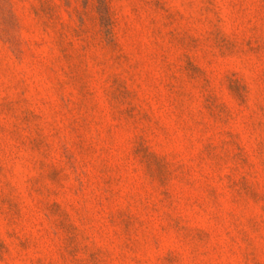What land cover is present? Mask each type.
<instances>
[{"label":"rangeland","instance_id":"obj_1","mask_svg":"<svg viewBox=\"0 0 264 264\" xmlns=\"http://www.w3.org/2000/svg\"><path fill=\"white\" fill-rule=\"evenodd\" d=\"M0 264H264V0H0Z\"/></svg>","mask_w":264,"mask_h":264}]
</instances>
